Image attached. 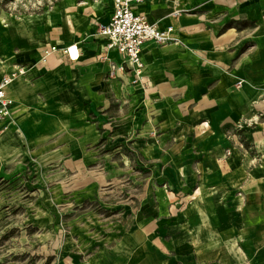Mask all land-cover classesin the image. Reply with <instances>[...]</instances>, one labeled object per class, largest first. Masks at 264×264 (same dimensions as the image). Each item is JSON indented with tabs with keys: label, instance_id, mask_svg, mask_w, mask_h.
<instances>
[{
	"label": "crops",
	"instance_id": "1",
	"mask_svg": "<svg viewBox=\"0 0 264 264\" xmlns=\"http://www.w3.org/2000/svg\"><path fill=\"white\" fill-rule=\"evenodd\" d=\"M147 1L137 11L161 29L172 26L179 42H146L139 75L117 50L105 48L101 35L102 41L87 36L36 43L27 35L6 42L0 79L19 64L28 73L11 84L15 104L0 125V163L71 179L57 190L73 200L111 191L106 186L121 174L114 163L123 149L138 151L142 160L188 161L182 168L170 165L164 171L169 176L257 175L251 167L236 172L237 158L224 156V149L241 144L240 136L264 146V0H188V13L160 7L152 13ZM101 3L97 17L106 23L113 1ZM51 44L75 46L78 58L54 53L42 63L41 52ZM113 63L115 78L108 77ZM127 95L136 109L115 120L112 101ZM154 99L148 110L144 102ZM179 100L183 111L175 106ZM152 121L157 138L146 136ZM248 190L243 207L201 201L182 207L164 192L162 202H121L118 209L126 212L117 236L78 264H264V217ZM44 221L51 234L52 219Z\"/></svg>",
	"mask_w": 264,
	"mask_h": 264
},
{
	"label": "rangeland",
	"instance_id": "2",
	"mask_svg": "<svg viewBox=\"0 0 264 264\" xmlns=\"http://www.w3.org/2000/svg\"><path fill=\"white\" fill-rule=\"evenodd\" d=\"M101 1L0 0V49H4L11 39L27 35L34 36L36 43H48L53 38L70 42L66 40L68 37L79 41L87 36L102 41L99 26L106 17H97L95 12H85L81 8L90 2ZM147 4L152 13H156V7L164 13L175 9L188 13V0H148ZM68 7H75V14L70 18L65 13ZM94 18H97L95 25L92 24ZM177 42L179 39L173 41ZM117 69V64L113 63L108 77L115 78ZM129 91L133 93L134 90ZM135 100L128 95L121 103L114 99L111 106L115 120L136 109ZM179 102L175 106L185 110ZM156 103V99L144 102L148 110ZM156 124L152 121L151 131L146 136L158 137ZM240 139L241 144L225 147L224 156L237 158L233 167L236 172L251 167L257 171L255 177H245L242 172H238L240 176L224 178L214 175L188 179L175 173L169 176L164 171H169L170 165L182 168L188 166V161L142 160L138 151L123 149L121 157H115L117 162L114 163L115 170L121 174H116L106 186L111 187V191L108 189L96 196L84 194L75 200L58 193L61 190H57V185L61 189L67 187L71 185V179L58 181L55 171L0 163V264H74V256L78 258L75 264L86 262L96 248L104 245V240L111 244L117 236L121 212H126L118 209L119 203L134 204V199L144 203L154 202V199L162 202V192L171 196L168 200L182 207L192 201L219 202L225 208L243 207L250 199L246 196L250 186L251 201L257 204V212L264 217V146L248 143L243 136ZM226 165L225 168L230 169L232 163ZM193 195L198 196L193 200ZM45 217L52 219L51 234L46 230ZM63 256L70 258L68 262Z\"/></svg>",
	"mask_w": 264,
	"mask_h": 264
},
{
	"label": "built area",
	"instance_id": "3",
	"mask_svg": "<svg viewBox=\"0 0 264 264\" xmlns=\"http://www.w3.org/2000/svg\"><path fill=\"white\" fill-rule=\"evenodd\" d=\"M112 1V14L106 23L100 24L99 34L107 39L105 48L117 50L130 69L139 75L143 67L142 52L146 42L153 41L158 44L173 42L177 39L173 35L174 29L172 26L161 29L156 24L150 23L145 15L139 13L136 6L144 0ZM74 47L48 45L41 52V62L46 63L48 56L54 53H61L75 60L78 58V50ZM27 73V66L19 64L0 79V125L12 115L15 104L11 84L16 78Z\"/></svg>",
	"mask_w": 264,
	"mask_h": 264
},
{
	"label": "bare ground",
	"instance_id": "4",
	"mask_svg": "<svg viewBox=\"0 0 264 264\" xmlns=\"http://www.w3.org/2000/svg\"><path fill=\"white\" fill-rule=\"evenodd\" d=\"M81 8L84 9L85 12L93 11L95 12V14L98 15L103 9V5L101 2H90L89 4L83 5ZM74 12H75V7L74 8L68 7L65 11L68 18H70L73 14H75Z\"/></svg>",
	"mask_w": 264,
	"mask_h": 264
}]
</instances>
